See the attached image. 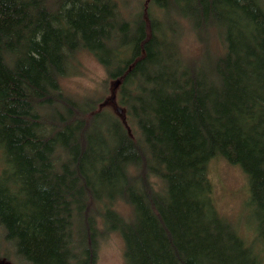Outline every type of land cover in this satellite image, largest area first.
<instances>
[{
	"label": "trees",
	"instance_id": "1",
	"mask_svg": "<svg viewBox=\"0 0 264 264\" xmlns=\"http://www.w3.org/2000/svg\"><path fill=\"white\" fill-rule=\"evenodd\" d=\"M137 3L0 0V264H97L112 233L123 264H259L206 167H240L264 240V0ZM80 51L123 118L62 88Z\"/></svg>",
	"mask_w": 264,
	"mask_h": 264
},
{
	"label": "rangeland",
	"instance_id": "2",
	"mask_svg": "<svg viewBox=\"0 0 264 264\" xmlns=\"http://www.w3.org/2000/svg\"><path fill=\"white\" fill-rule=\"evenodd\" d=\"M121 3L120 9L124 12L138 4L137 0H118V4ZM178 45L184 53L196 59L202 43L195 39L193 32L186 31L178 35ZM73 63V72L61 79L63 89L81 99L86 96L96 98L93 94H104L105 89L110 91L113 81H105L108 78L105 69L91 54L80 51ZM108 95L105 93L103 99ZM109 108H112L110 104ZM206 174L211 183L210 198L217 211L235 228L245 243L252 245L259 258L258 263L264 264V240L255 237L258 234L255 230V214L252 207L246 204L248 186L245 174L239 166L230 164L222 157L208 161ZM97 264H123V241L120 236L112 233L101 242Z\"/></svg>",
	"mask_w": 264,
	"mask_h": 264
},
{
	"label": "water",
	"instance_id": "3",
	"mask_svg": "<svg viewBox=\"0 0 264 264\" xmlns=\"http://www.w3.org/2000/svg\"><path fill=\"white\" fill-rule=\"evenodd\" d=\"M119 81L118 80H114L113 82H111V89H110V93L107 96V98L105 99L104 103L107 102L108 104H110L113 108V110L116 112V114L120 117L123 118V108L118 105L115 101V88L118 86Z\"/></svg>",
	"mask_w": 264,
	"mask_h": 264
},
{
	"label": "flooded vegetation",
	"instance_id": "4",
	"mask_svg": "<svg viewBox=\"0 0 264 264\" xmlns=\"http://www.w3.org/2000/svg\"><path fill=\"white\" fill-rule=\"evenodd\" d=\"M115 99H116V97H115Z\"/></svg>",
	"mask_w": 264,
	"mask_h": 264
}]
</instances>
